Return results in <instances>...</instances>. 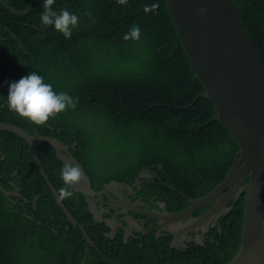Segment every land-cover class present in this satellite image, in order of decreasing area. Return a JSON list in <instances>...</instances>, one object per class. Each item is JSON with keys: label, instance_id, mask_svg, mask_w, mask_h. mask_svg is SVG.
<instances>
[{"label": "trees", "instance_id": "1", "mask_svg": "<svg viewBox=\"0 0 264 264\" xmlns=\"http://www.w3.org/2000/svg\"><path fill=\"white\" fill-rule=\"evenodd\" d=\"M233 1L264 65V0ZM152 4L156 7L146 11ZM51 7L78 16L70 38L41 23L43 0H0V86L8 88V82L35 71L55 91L74 97L75 105L36 124L11 111L8 92L0 90V122L63 141L97 192L113 181L137 184L139 205L147 210L180 213L192 206L191 199L221 184L240 145L212 101L201 97L205 88L168 0H53ZM133 25L138 37L125 40ZM35 146L59 193L65 162L49 141ZM0 185V264H230L241 246L244 191L203 242H191L186 250L173 248L174 234L156 219L134 211L128 214L143 220L149 232L127 240L122 220L110 236L111 226L96 221L76 184L71 196L59 195L73 222L31 146L5 131H0Z\"/></svg>", "mask_w": 264, "mask_h": 264}, {"label": "water", "instance_id": "2", "mask_svg": "<svg viewBox=\"0 0 264 264\" xmlns=\"http://www.w3.org/2000/svg\"><path fill=\"white\" fill-rule=\"evenodd\" d=\"M168 5L196 75L205 88L201 97L212 101L218 119L240 145L227 177L215 189L201 198L191 199L192 206L180 213L147 210L129 200L127 193L133 188L130 185L113 181L103 191H95L78 159L57 137L32 136L5 122H0V131L13 133L28 142L54 197L73 222L76 219L64 207L35 142L49 141L65 163L78 167L82 178L74 189L84 194L96 221L111 226L112 237L122 225L117 219H106V210H100L98 203L104 202L103 196L114 193L116 188L123 191L126 203L122 206L126 210L156 219L167 232L174 234L172 246L180 250L188 249L191 242L201 244L205 232L230 210V203L244 191L242 241L230 264H264V66L260 52L233 0H168ZM0 90L8 92L6 87L0 86ZM211 205L206 213L189 220L196 211ZM162 208L166 210L167 205L163 204ZM134 221L140 229L129 231L149 232L140 221ZM183 230L189 240L180 248L177 243ZM191 231L197 232L198 238L191 236ZM91 246L97 247L95 243Z\"/></svg>", "mask_w": 264, "mask_h": 264}, {"label": "clouds", "instance_id": "3", "mask_svg": "<svg viewBox=\"0 0 264 264\" xmlns=\"http://www.w3.org/2000/svg\"><path fill=\"white\" fill-rule=\"evenodd\" d=\"M52 4L53 0H43V11L40 15L41 23L53 26L65 38H70L72 30L78 24V16L67 9H61L59 12H56L52 9ZM155 7L156 5L152 4L146 6L145 10L147 11L149 8ZM139 31V27L133 25L129 33L125 34L124 39L138 37ZM6 105L11 111L21 117L27 118L33 123L41 124L48 121L50 117L62 113L68 107H74L75 98L66 92L55 91L51 84L45 83L44 78L33 71L18 80L8 82ZM60 177L64 187L60 188L59 195L61 198H64L71 196L70 189L80 181L82 173L78 167L65 163L60 170ZM0 188L2 189L1 185Z\"/></svg>", "mask_w": 264, "mask_h": 264}, {"label": "flooded vegetation", "instance_id": "4", "mask_svg": "<svg viewBox=\"0 0 264 264\" xmlns=\"http://www.w3.org/2000/svg\"><path fill=\"white\" fill-rule=\"evenodd\" d=\"M137 184H135L134 186H131L133 187L131 189L130 192L127 193L128 195V198L129 200L131 198L134 199V201L132 202L133 204H141V202L139 201V198L137 197L136 195V192L134 191L135 190V187H136ZM116 191V192H115ZM104 198V202L102 203H99V209L100 210H106V214L108 213H113V217L114 219H117V221L119 223H123L122 220L126 221L127 223V227L128 230H126L127 234H126V239H127V235L129 236V238L131 236H134V233L137 232V231H129L130 229H133V230H139L140 227L139 225H137V223L134 221L136 219L132 218V216H130L128 213L129 211L126 210L122 205L125 204V196L123 195V191H120L118 189H115L114 190V193L113 194H110L106 197V196H103ZM143 204V203H142ZM120 214H128L126 217L124 216L123 218H121ZM191 220L195 219V218H190ZM189 219V220H190ZM137 221H140V225L143 226V220H137ZM164 229V228H163ZM165 230V229H164ZM208 231L205 232V234L207 233ZM184 233V230L183 232H179V234L181 235V238L180 240L178 241V245L179 247H183V242L184 241H187L189 240V238H185V236L183 235ZM191 236H196L198 238L199 234H197V232H191L190 233ZM128 240V239H127ZM190 244V243H189ZM188 244V245H189Z\"/></svg>", "mask_w": 264, "mask_h": 264}, {"label": "rangeland", "instance_id": "5", "mask_svg": "<svg viewBox=\"0 0 264 264\" xmlns=\"http://www.w3.org/2000/svg\"><path fill=\"white\" fill-rule=\"evenodd\" d=\"M117 189V188H116ZM115 190V189H114ZM116 192V191H115ZM190 222V221H189ZM197 228H200V226H197ZM191 232H193V231H191Z\"/></svg>", "mask_w": 264, "mask_h": 264}, {"label": "crops", "instance_id": "6", "mask_svg": "<svg viewBox=\"0 0 264 264\" xmlns=\"http://www.w3.org/2000/svg\"><path fill=\"white\" fill-rule=\"evenodd\" d=\"M110 194H113L112 192H110ZM100 203V202H99Z\"/></svg>", "mask_w": 264, "mask_h": 264}]
</instances>
